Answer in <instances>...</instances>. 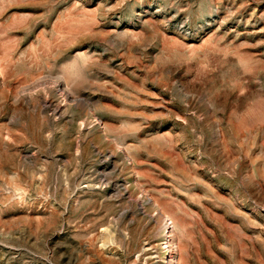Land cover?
Returning <instances> with one entry per match:
<instances>
[{"label":"rangeland","instance_id":"374dc122","mask_svg":"<svg viewBox=\"0 0 264 264\" xmlns=\"http://www.w3.org/2000/svg\"><path fill=\"white\" fill-rule=\"evenodd\" d=\"M0 264H264V0H0Z\"/></svg>","mask_w":264,"mask_h":264},{"label":"bare ground","instance_id":"6f19581e","mask_svg":"<svg viewBox=\"0 0 264 264\" xmlns=\"http://www.w3.org/2000/svg\"><path fill=\"white\" fill-rule=\"evenodd\" d=\"M52 107V106H51ZM61 110V106L60 107H55L54 108V110H53V112H58V111H60ZM167 232V231H166ZM169 232V231H168ZM167 237V236H166ZM169 239V238H168ZM165 245H167V249H169V255H170V258L172 259L173 257H174V250H173V247H172V245H171V241H169V242H166V244ZM164 250V249H163ZM166 256H168V255H166ZM168 259V258H167ZM166 259V260H167ZM170 260V259H169ZM172 262V261H171Z\"/></svg>","mask_w":264,"mask_h":264}]
</instances>
